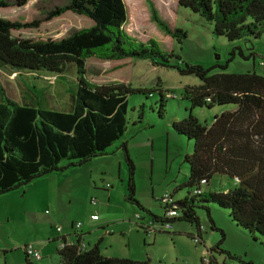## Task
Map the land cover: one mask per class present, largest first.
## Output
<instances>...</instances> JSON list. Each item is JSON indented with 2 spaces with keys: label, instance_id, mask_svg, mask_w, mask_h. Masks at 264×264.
Returning a JSON list of instances; mask_svg holds the SVG:
<instances>
[{
  "label": "rangeland",
  "instance_id": "obj_1",
  "mask_svg": "<svg viewBox=\"0 0 264 264\" xmlns=\"http://www.w3.org/2000/svg\"><path fill=\"white\" fill-rule=\"evenodd\" d=\"M123 1L128 13L125 30L142 42L152 38L161 50L172 52L170 64H199L208 69V75L255 72L264 76V33L230 41L214 35L211 22L188 8L177 6L176 0H149L162 21L171 29L185 32V38L177 41L151 20L147 0ZM64 2L27 0L19 5L9 0L8 6L0 8V16L22 22L41 19L36 27L11 31L14 36L30 39H59L91 25V19L71 11L43 19L49 10ZM85 66L86 77L93 82L120 80L150 92L127 95L126 130L105 154L81 165H67L68 160L62 159L61 170L0 194V264H57V240L52 237L70 231V224L76 223L84 231L86 247L97 244L105 257L147 259L149 264H200L202 258L212 253L220 264H264V235L236 225L227 209L212 203L208 204L209 215L203 208H194L202 241L198 244L187 235L197 234L194 224L176 219L171 226L164 227L161 223L149 222L150 213L163 214L161 196L164 193L171 194L170 200L175 201L186 196L187 190L191 192V188L183 186L189 175L183 157L192 152L193 141L177 134L170 122L188 115L189 103L180 93L186 85H199L200 80L193 74H180L148 59L107 61L90 57ZM74 72V68H69L54 81L53 77L47 80L48 75L41 76L39 72L31 78L38 82V87L44 88L47 97L50 95L47 99L50 107L67 111L72 104L70 88L75 85ZM21 80L18 75L0 70V85L15 100L22 96ZM156 87L164 95L162 117L157 111L160 96L154 90ZM233 108V104L194 107L190 113L199 123L209 125L216 114ZM122 141L134 165V196L143 209L124 199L128 167L119 147ZM179 186L182 187L177 189ZM234 186L233 179L215 174L200 188L218 192ZM92 214L97 220H90ZM209 218L216 229H211ZM140 223L149 224V230L141 228ZM27 244L39 252L38 258L28 256V262L23 258V246ZM217 245L223 252L211 250Z\"/></svg>",
  "mask_w": 264,
  "mask_h": 264
},
{
  "label": "trees",
  "instance_id": "obj_2",
  "mask_svg": "<svg viewBox=\"0 0 264 264\" xmlns=\"http://www.w3.org/2000/svg\"><path fill=\"white\" fill-rule=\"evenodd\" d=\"M26 1L14 0L19 5ZM147 3L151 20L165 34L177 41L185 38L184 31L171 29L159 18L154 4L149 0ZM176 4L198 13L212 23L214 35L230 41L264 33V0H176ZM8 5L9 0H0V8ZM65 11L86 16L92 23L59 39H30L14 36L11 31L36 27L41 19L22 22L0 16V70L20 76L24 87L20 100H15L0 85V194L61 170L62 159L68 160L67 165H81L105 154L126 130L127 95L150 91L133 88L120 80L93 82L86 77L85 62L90 57L107 61L148 59L180 74H193L200 80L199 85H186L180 93L189 103L188 115L170 122L177 134L193 141L192 152L183 157L189 167L183 186L192 189L201 180L207 184L215 174L236 178L235 186L226 191L205 190L193 195L187 190V195L180 200L161 202L163 214L150 213L149 222L161 225L167 222L171 226L178 219L194 224L197 234L187 235L198 244L202 241L194 208H203L209 215L208 204L212 203L227 209L236 225L264 235V76L255 72L208 75V69L199 64H170L172 52L161 50L152 38L142 42L125 30L128 13L123 0H65L49 10L43 19ZM69 68H74L73 75H76L75 85L70 88L72 104L67 111L50 107L47 104L50 95L47 97L44 88L38 87L31 76L39 72L41 76L48 75L47 80L53 77L54 81ZM158 88L154 90L160 96L157 111L162 117L164 95ZM222 104H233L234 108L216 114L209 125L199 123L190 113L194 107ZM119 147L128 167L124 199L142 208L134 196V165L126 143L122 141ZM171 208L176 210V215L164 216ZM209 220L211 229H216L212 219ZM139 226L145 231L150 228L149 224ZM60 239L62 244L56 248L57 264H149L147 259L105 257L97 244L81 249V234L75 231L70 243L64 237ZM211 250L223 252L218 245ZM23 255L28 262L24 249ZM205 258L200 264H220L212 253Z\"/></svg>",
  "mask_w": 264,
  "mask_h": 264
},
{
  "label": "built area",
  "instance_id": "obj_3",
  "mask_svg": "<svg viewBox=\"0 0 264 264\" xmlns=\"http://www.w3.org/2000/svg\"><path fill=\"white\" fill-rule=\"evenodd\" d=\"M235 180H236V178H234V181ZM202 183L206 184V181L201 180L199 186L193 187L190 190L191 191L190 193L193 194V195L201 193L202 190H201L200 186H201ZM167 201H170L169 193H164L161 196V202H167ZM174 215H176V210L174 208L168 209V210H166L164 212V216H166V217H172ZM90 220H92V221L97 220V216L94 215V214L90 215ZM162 225L164 227H169L170 226L169 223H167V222L162 223ZM73 227H74L75 234H79L80 233L81 224H79V223L73 224ZM57 229L59 230L58 227H57ZM66 242L70 243L71 240H66ZM61 244H62V242L60 243V245ZM79 247L81 249H84L85 248V244L83 242H81L79 244ZM23 249H24L25 253L27 254V256H30L32 258H38L39 257V252L37 250L33 249L29 244L25 245ZM204 261H206V258H204Z\"/></svg>",
  "mask_w": 264,
  "mask_h": 264
},
{
  "label": "crops",
  "instance_id": "obj_4",
  "mask_svg": "<svg viewBox=\"0 0 264 264\" xmlns=\"http://www.w3.org/2000/svg\"><path fill=\"white\" fill-rule=\"evenodd\" d=\"M182 197L178 198L177 200H180ZM92 221V220H91ZM83 232L84 231H81L80 230V234H81V238H82V242H83ZM73 234H74V227H73V224H70V231H64V234H59V235H55L54 237V240H57L56 241V248L57 246L60 245L61 243V237H64L65 240H73ZM56 250V249H55ZM6 253V250L4 251V254ZM23 258H24V255H23ZM20 263V261H18Z\"/></svg>",
  "mask_w": 264,
  "mask_h": 264
}]
</instances>
